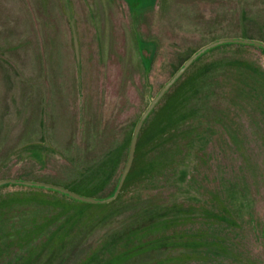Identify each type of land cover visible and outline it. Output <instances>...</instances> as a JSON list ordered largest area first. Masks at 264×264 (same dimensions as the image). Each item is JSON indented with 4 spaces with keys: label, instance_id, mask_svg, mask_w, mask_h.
<instances>
[{
    "label": "flooded vegetation",
    "instance_id": "af4514ba",
    "mask_svg": "<svg viewBox=\"0 0 264 264\" xmlns=\"http://www.w3.org/2000/svg\"><path fill=\"white\" fill-rule=\"evenodd\" d=\"M62 1L66 7L70 6L68 0ZM84 3L90 7L87 0ZM97 34H93L97 52L103 54L104 39L101 41ZM132 36V51L125 49L124 34L119 38V47L110 43L114 48L111 51L127 53L128 58L119 88L127 91L128 101L121 98L124 92L118 93V115L138 111L135 98L140 99L142 92L136 88V81L141 82L143 76L144 81H150L153 63H161L163 56L162 40L156 39L158 36L143 38L140 34L137 40L134 33ZM108 40L111 39H107V44ZM216 40L204 42L182 57L127 127L123 125L127 116L113 115L109 122L102 119L98 129H77L74 135L50 134L42 129L32 140L9 150L3 148L0 170L9 165L11 169L0 176V264H253L249 260L258 261L259 256H253L249 243L253 241L264 249V212L256 208L259 201L264 202V194L254 191V184L264 181V145L255 140L252 145L255 149L249 153L251 146L244 143L257 137L259 131L250 125L252 131L244 129L242 134L241 119L232 117L231 103L226 111L220 108L221 101L217 102L220 98L224 102L231 100L228 83L240 86L236 101L239 105L243 99L247 104L262 101L264 88L259 87L261 81L257 78L263 79V71L258 67L248 66L247 72L243 65L223 64L220 71L221 65L212 64L211 60L195 64L201 53L220 42L202 50L144 115L126 169L136 125L153 98L191 55ZM74 55L75 75L78 69L80 85L81 60L76 49ZM242 110L235 109L236 116H241ZM217 116H222L221 120ZM78 117V123L83 122L82 116ZM217 126L223 137L220 143L214 139ZM234 129H238L235 134ZM82 136L97 138L99 151L94 149L79 164L73 162V172L64 180L53 178L58 174L53 170L54 162H68L57 141L68 143L69 151L70 138ZM90 145L93 144L87 148ZM25 165L33 168L23 169ZM205 170H213L217 181L207 190L201 183L207 176ZM146 186L167 188L169 196L151 199L119 226L102 228V222L117 213L120 201L141 200ZM179 196L183 198L173 201ZM143 214L139 223L128 224Z\"/></svg>",
    "mask_w": 264,
    "mask_h": 264
},
{
    "label": "rangeland",
    "instance_id": "374dc122",
    "mask_svg": "<svg viewBox=\"0 0 264 264\" xmlns=\"http://www.w3.org/2000/svg\"><path fill=\"white\" fill-rule=\"evenodd\" d=\"M68 1L69 7L62 0H0V162L3 160V148L9 150L32 140L42 129L49 130L50 134L74 135L77 129H98L102 119L109 122L113 115H118V100L122 92L124 95L121 98L128 101L127 91L119 89L128 58L127 53L122 55L121 51H111L113 47L110 43L119 47L121 34L127 41L125 49L130 51L133 50L132 33L136 40L140 34L142 37L158 36L156 39L162 40L163 54L161 63H153L151 80L144 81L143 76L141 82L136 81V88L142 92L140 99L135 98L138 111L129 110L118 115L127 116L123 123L125 127L140 115L150 96L170 76L182 57L204 42L238 36L264 41V0H87L90 7L84 0ZM95 33H99L101 41L102 37L104 39L103 54L97 52ZM107 39H111L108 44ZM75 49L81 60L80 85L78 69L75 75ZM263 52V47L254 43L226 41L209 47L194 63L211 60L212 64L221 65L220 71L224 69L223 64L233 67L243 65L247 72L248 66L258 67L260 72L263 71V79L257 80L261 81L259 87L264 88ZM227 88L231 90V100H217L221 101L220 108L229 111L231 103L232 117L241 119L242 134L244 129L259 131L257 137L246 139L247 143H244L251 146L248 149L250 153L255 149V145L252 146L255 140L264 145V97L262 101L255 100L249 104L243 99L239 105L236 101L240 86L228 83ZM258 103L253 105L256 108L253 109L251 104ZM237 108H243L241 116H236ZM78 116H82L83 122L78 123ZM221 117L216 118L221 120ZM232 126L235 128L233 121ZM235 131L238 132V129L232 130V133ZM214 137L217 143L223 139L218 126ZM70 139L72 147L69 151L66 149L68 143L57 141L56 145L63 149L68 162H54L53 170L58 174L53 178L64 180L73 172V162L79 164L94 149L99 151L95 137ZM89 144H93L91 148H87ZM257 158L260 159L259 156ZM10 169L9 165L0 170V176ZM204 172L207 176L201 177V183L207 190L217 181L213 170ZM142 191L144 197L141 200L120 201L117 213L103 221L102 228L119 226L151 199L169 196L167 188L160 190L146 186ZM254 191L264 194L263 180L259 185L254 184ZM182 198L179 196L173 201ZM256 208L264 212V202L259 201ZM145 214L128 224L139 223ZM250 242L253 256H259V262L254 259L249 262L264 264V249Z\"/></svg>",
    "mask_w": 264,
    "mask_h": 264
},
{
    "label": "water",
    "instance_id": "95a60500",
    "mask_svg": "<svg viewBox=\"0 0 264 264\" xmlns=\"http://www.w3.org/2000/svg\"><path fill=\"white\" fill-rule=\"evenodd\" d=\"M221 41H243V42H249V43H255V44H258L260 46H262L264 48V42L261 41V40H257V39H251V38H243V37H232V38H222V39H219V40H216L204 47H202L201 49H199L198 51H196L193 55H191L185 62L184 64L180 67V69L168 80V82L162 87V89L157 93V95L153 98L152 102L150 103V105L147 107L146 111L144 112V114L141 116V118L139 119L137 125H136V128H135V131H134V135L132 137V142H131V150H130V155H129V161L127 163V166H126V169L127 167L129 166L130 164V160H131V157H132V153H133V146H134V143H135V140H136V136H137V130L140 126V123L144 117V115L146 114V112L151 108V106L154 104V102L158 99V97L162 94V92L168 87V85L174 80V78L179 74L180 71H182V69L197 55L199 54L202 50L206 49L207 47L215 44V43H218V42H221ZM125 169V170H126ZM57 187V186H56ZM74 194L75 196L77 197H80V198H83V199H87V200H96V198L94 197H88V196H84V195H80V194H77V193H72Z\"/></svg>",
    "mask_w": 264,
    "mask_h": 264
}]
</instances>
